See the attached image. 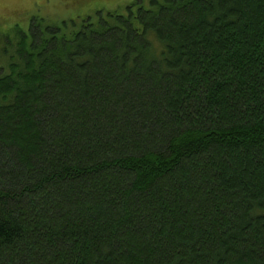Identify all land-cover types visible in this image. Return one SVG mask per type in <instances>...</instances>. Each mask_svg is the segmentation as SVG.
I'll list each match as a JSON object with an SVG mask.
<instances>
[{"label": "trees", "instance_id": "trees-1", "mask_svg": "<svg viewBox=\"0 0 264 264\" xmlns=\"http://www.w3.org/2000/svg\"><path fill=\"white\" fill-rule=\"evenodd\" d=\"M14 30L0 264H264V0Z\"/></svg>", "mask_w": 264, "mask_h": 264}, {"label": "rangeland", "instance_id": "rangeland-1", "mask_svg": "<svg viewBox=\"0 0 264 264\" xmlns=\"http://www.w3.org/2000/svg\"><path fill=\"white\" fill-rule=\"evenodd\" d=\"M135 0H0V73L8 65L14 28L29 27L33 16L51 22L93 15L99 10L123 11ZM10 72V71H8Z\"/></svg>", "mask_w": 264, "mask_h": 264}]
</instances>
